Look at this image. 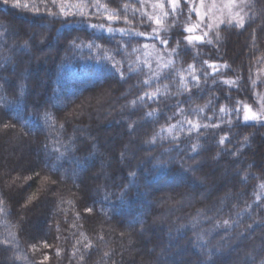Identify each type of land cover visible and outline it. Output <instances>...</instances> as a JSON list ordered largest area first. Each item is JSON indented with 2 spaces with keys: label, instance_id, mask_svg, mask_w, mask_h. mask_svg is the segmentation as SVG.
I'll use <instances>...</instances> for the list:
<instances>
[{
  "label": "trees",
  "instance_id": "16d2710c",
  "mask_svg": "<svg viewBox=\"0 0 264 264\" xmlns=\"http://www.w3.org/2000/svg\"><path fill=\"white\" fill-rule=\"evenodd\" d=\"M14 2L9 0V4L4 5L0 0V14L6 17L5 24L34 25L38 18L32 13L36 8L43 11L45 7H52L50 3L45 5L34 0L29 9L16 8L11 6ZM122 2L112 0L110 6ZM23 3H32V0H21ZM260 7H264V0H258L257 9ZM143 10L153 11L150 6ZM249 15H252L251 11ZM211 22L204 21L205 24ZM136 24L141 30L151 31L139 20ZM117 26L124 27L122 23ZM253 29L258 36L255 45ZM45 35L47 42L39 45L31 56L16 53L17 59L13 63L0 68V96L6 97V100L0 99V110L5 103L10 105L6 109L10 118L4 121L9 127L5 129L0 124V152L4 149L18 155L9 161L11 170L7 175L2 173L0 165V200L4 201L0 204V241L5 242L0 244V256L6 264H41L45 255L49 259L44 264H209V257L211 264H252L253 256L256 264H260L264 227L254 221L264 218V208L253 202L254 191L264 181V129L256 132L254 127L246 126L241 110L238 128L229 130L225 124L221 130H209L216 132L215 137L200 135L203 150L199 155L189 150L188 139L179 143L157 140L151 144L147 141L161 125L166 127L168 123L175 124L183 119L173 116L178 102L188 113L215 98L218 116L219 104L226 103L229 94L233 105L241 98L259 108L255 103L258 97H252V92L264 89V86L253 89L249 84L245 91L237 93L227 89L226 85L213 84L216 78L209 77L206 85L202 82L201 89L193 88L191 94L163 98V103L159 102L161 98L146 101L138 110L122 109L141 92V88L135 87L137 78L125 83L110 62L100 60L87 47L69 48L66 43L69 36H78L87 44L89 36L106 37L107 33L97 31L93 34L81 25L61 27L57 23L50 25ZM221 35L224 46L219 54L214 47L196 45L190 50L199 52L198 61H182L175 68L183 69L187 63H196L201 69L197 75L203 78L206 72L212 71L203 65V60L208 59L231 65V69H222L226 78L239 76L247 82L249 75L255 79L264 74V20L259 13L251 27L246 25V30L233 29L231 33L222 32ZM115 39L123 41L129 37L116 34ZM131 39L136 47L153 43L151 38ZM175 39L173 35V44ZM237 40H243L249 46L233 57L230 45ZM14 46L12 36L0 35V56L13 55L11 49ZM105 46L117 47L115 40H108ZM114 54L116 59L121 58L119 53ZM152 67H155L154 62ZM157 71L161 72V79L153 81L148 90L169 84V90L176 91L178 83L172 84L165 78L168 70ZM175 79L178 81V76ZM21 83L26 85L23 95L18 92ZM153 109L158 112L157 118L146 117L145 114ZM46 110L57 117L56 131H50L41 119ZM212 115L213 108L209 107L200 118L207 122L206 117ZM133 121L136 122L135 131L130 132L128 124ZM61 123L64 124L62 133L59 130ZM223 134H228L231 142L221 148L215 141ZM244 135H250V145L239 155H231ZM69 138H74L75 148L57 160L59 152L56 149L64 151ZM192 142H195V136ZM17 145L26 146L28 153L20 152ZM45 145L50 156H46ZM218 151L222 155L213 159ZM122 153H126L123 159ZM45 160L49 167L56 165L59 168L54 175L64 174L65 178L57 184L48 182L45 185L42 177L52 175L43 168ZM101 165L108 174L99 175ZM30 168L40 172V177L28 171ZM225 169L228 173L223 181H207L210 175L215 176ZM131 172L135 177L130 176ZM246 173L249 179L243 184L241 177ZM27 176L34 179L26 182L24 177ZM133 180L135 184L131 183ZM9 183L12 185L8 188ZM188 186L193 187L196 198L188 199ZM33 192L39 197L35 206L22 207L21 197L26 198ZM226 196L230 199L217 205ZM248 203H253L251 217L243 211ZM86 207L93 211L86 212ZM198 212L203 215L194 219ZM236 212L241 213L239 217L235 216ZM229 216L238 222L232 229L215 228L218 218ZM138 219L146 221L143 231L138 224L135 229L129 227ZM9 232L15 234V241ZM198 236H203L206 248L199 243ZM8 241L16 246L8 245L5 249ZM89 244L93 247L86 249L85 245ZM218 247L223 250L217 252ZM105 252L109 255L105 256ZM16 256L21 259H15Z\"/></svg>",
  "mask_w": 264,
  "mask_h": 264
},
{
  "label": "snow or ice",
  "instance_id": "6c2138e0",
  "mask_svg": "<svg viewBox=\"0 0 264 264\" xmlns=\"http://www.w3.org/2000/svg\"><path fill=\"white\" fill-rule=\"evenodd\" d=\"M42 4H51L52 7H45L43 11L39 7L32 13L34 17H37L34 25L28 24H5L3 17L0 14V35H10L14 38L15 46L11 51L14 53L10 56H0V68H3L5 64H11L16 59V53L23 56H31L39 45L47 42L45 33L49 32V26H54L57 23L61 27H65L71 24L81 25L86 29H90L94 34L99 31L101 33H107V36H89V43L84 44L80 37L69 36L67 38V45L69 48H84L87 47L90 53H94L100 60L111 63L112 69L119 75V78L125 83L129 82L133 77L137 78V84L135 87L141 88V92L137 94L132 100L128 101L122 106V109H133L138 110L145 106V102H154L160 99V103H163V98H170L177 96L182 93H192L193 88L201 89L202 82L207 84L209 77H214L213 84L219 83L226 85L229 90H236L237 93L245 91L249 84L253 89L264 86V80L252 79L249 75L248 81L244 82L241 77L237 76L235 79L226 78L222 72V69H231V65L227 62L217 64L210 62L208 59L203 60V65L211 69V72H206L201 78L197 75L201 69L197 68L196 63H187V67L183 69H176L175 65L187 60L198 61L199 52L193 53L190 49L196 45H206L217 49L219 54L220 48L224 46V37L221 35L222 32H229L233 29L246 30L252 26L255 22L257 14L259 13L260 18L264 20V7L257 9L258 0H211V6H209V0H123V2L115 7L110 6L112 0H40ZM4 5L9 4V0H3ZM34 0L32 3H23L21 0H15L11 5L12 7H23L29 9L33 7ZM151 7L152 12H146L143 9ZM247 9V10H246ZM158 10V11H157ZM251 11L252 15H249ZM216 12H219V16H216ZM193 14L196 22L193 21ZM186 17V18H185ZM206 19L211 20V23L205 24ZM99 20L100 23H96ZM137 20L140 23L146 24L151 29L149 32L147 29L141 30L137 27ZM218 21V22H217ZM123 24L124 27L117 25ZM58 31V29H57ZM199 31L200 34H196ZM116 34L121 37H129L127 40H116ZM173 35L176 37L175 43H172ZM131 37H144L151 38L153 43L143 44L141 47L133 46V40ZM253 44L255 45L258 36L255 29H253ZM108 40H115L117 45L116 48L105 46ZM77 41H80L77 43ZM99 41V43H97ZM138 43V42H137ZM162 46V47H161ZM161 52L166 53L162 55ZM114 53L120 54V59H116ZM143 57V58H142ZM155 63V67H152V63ZM157 69L168 70L165 73V78L169 79L170 83H178L176 91L169 90V84H163L152 88L151 91L148 89L152 87L153 81L161 79V72ZM147 70V71H145ZM151 75H148V73ZM219 74V75H218ZM140 76L145 78L141 81L138 79ZM178 76V81L175 77ZM189 77L192 83L189 84ZM2 87V86H0ZM26 91V85L21 83L18 88L20 95H23ZM252 97H259L255 100L256 104H259V108H255L252 103L247 99L237 98L234 102L231 95L227 97L226 103L219 104V115L215 114L216 100L210 98L203 106L190 109L188 113L182 107L177 104L176 111L173 112V116H182L183 119L177 123H168L165 127L161 125L160 130L153 133L151 140L148 143L155 144L157 140H171L179 143L182 139H188L191 143L189 149L192 153L197 155L203 150V144L200 141V135H212L215 137V131L221 130L223 125H227V128L231 130L233 127H239L240 124V113L243 111L242 121L248 127H254L256 132L260 129H264V93L252 92ZM0 99L6 97L0 96ZM10 105L5 103L3 110H0V124L5 129L9 126L4 123L6 119H9L6 109ZM148 106H151L149 104ZM159 105H157L158 107ZM209 107L213 108V115L207 116L206 121L200 117L203 116L205 110ZM148 118H157L158 112L153 109L145 114ZM189 116L197 117L196 119H190ZM235 117V119H233ZM41 119L44 125L50 131H56L57 117L50 111H44ZM136 122H130L128 128L130 132H134V124ZM59 130L62 133L64 130V124L59 125ZM203 130V131H202ZM183 133V137L181 136ZM163 134V135H162ZM254 135V134H251ZM193 136H195V142H192ZM221 148L226 144L230 143V137L228 134L220 135L219 139L215 141ZM250 135H244L240 146L235 149L234 152L230 153L233 156L239 155L242 150L250 145ZM75 148L74 138H69L67 145L64 146V151H60L56 157L57 160H61L65 157L66 152H70ZM168 151V149H165ZM46 156H50L47 152V145H45ZM126 153L121 154V159L124 158ZM222 155L221 152H217L213 159H219ZM193 159L195 157H192ZM252 165H249L251 168ZM44 168L48 170V173L42 177L43 183L46 185L48 182L51 184H57L61 179L65 178L64 174L59 176L54 175L59 172V168L56 165L48 166L47 160L44 162ZM195 171V169H186ZM28 171L34 172L35 177H40L41 173L35 171L34 168L28 169ZM239 176V173H237ZM76 173H73L75 178ZM130 176L135 177V173L131 172ZM18 177L17 179H19ZM25 181H31L34 179L33 176L24 177ZM249 179L246 173L241 177L243 184H246ZM256 179H260L256 177ZM203 182V181H201ZM135 184V181H131ZM48 189L45 188V191ZM126 194V193H125ZM255 201L253 202L260 208H264V181L258 185V190L254 191ZM23 199L22 207L28 208L30 205L35 206V203L39 200L36 192L31 193ZM122 198V197H121ZM107 200V195L105 196ZM191 199V197H188ZM230 197L226 196L221 199V204H224ZM19 202V201H18ZM71 205V201H62ZM4 201L0 200V204ZM253 203L245 205L243 211L251 217L250 209H253ZM85 211L91 213L92 208L86 207ZM220 211V209H217ZM240 212H236L235 216L239 217ZM203 213H197V217L202 216ZM207 218V217H206ZM238 222L233 219L232 216L228 218L220 217L215 223V228H223L226 231L232 229ZM254 223H258V226L264 227V218H258ZM140 225L141 231L146 224L143 219L136 220L135 223L129 225V227L135 229L136 226ZM251 228V225H249ZM12 237V241H15V234L9 232ZM83 235V233H81ZM202 247L206 248L207 244L203 236L197 237ZM12 241H8L5 245V249L8 245L15 247ZM0 244H5L4 241H0ZM45 247H48L45 244ZM92 245H85L86 249H91ZM35 249V245H33ZM223 249L216 248L217 252H221ZM57 251V255H59ZM108 252H105V256H108ZM261 257L260 264H264V249L259 254ZM83 258V257H82ZM15 259H21L20 256H16ZM49 257L45 255L44 261H47ZM252 264H256V257H251ZM41 261V264H44ZM209 264H211V257H209Z\"/></svg>",
  "mask_w": 264,
  "mask_h": 264
},
{
  "label": "rangeland",
  "instance_id": "374dc122",
  "mask_svg": "<svg viewBox=\"0 0 264 264\" xmlns=\"http://www.w3.org/2000/svg\"><path fill=\"white\" fill-rule=\"evenodd\" d=\"M209 2H210L209 6H211V0H209ZM219 15H220L219 12H216V16H219ZM207 20H209V19H207ZM192 22H196L195 16H194ZM196 34H200L199 31ZM248 46L249 45L246 42L244 43L243 40H237L234 43H232L230 45V47H231V50L233 51V57H235V55H240V53L243 52L246 48H248ZM29 64H26V65H29ZM255 79L264 80V74H260V75L256 76ZM256 92L264 93V89H261V88L260 89H256ZM259 107H260V105H259ZM16 147H19V151L20 152L25 153V154L28 153V151L26 150L27 149L26 146L24 147L22 145H17ZM13 154L10 151H8V150L5 151L4 149H3L2 152H0V158H1L0 165H1L2 173L4 175H7L10 172V170H11V167L9 166V161L12 160L13 158H18V155L16 153H13ZM43 168H44V165H43ZM44 170H47V169L44 168ZM98 173H99V175H104V174L106 175V173L108 174V172H106V170L104 171V167L102 165L100 166V172L98 171ZM227 173H228V170H226V169L222 170V171L219 170V174H216L215 176H211L210 175V177H209V179L207 181L208 182H210V181H213V182L223 181L225 179V177L227 176ZM11 185L12 184L9 183L7 185V187L9 188V187H11ZM189 189L190 190L188 192V195L190 197H192L193 199L196 198L197 195H195V192L193 191V187H189ZM217 205H221V199H220V201L217 202ZM148 252L152 253L150 250ZM0 264H6L5 259H2L1 256H0Z\"/></svg>",
  "mask_w": 264,
  "mask_h": 264
}]
</instances>
